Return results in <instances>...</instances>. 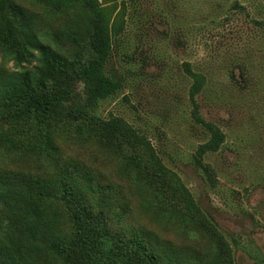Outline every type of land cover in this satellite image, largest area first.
Wrapping results in <instances>:
<instances>
[{"label":"trees","instance_id":"trees-1","mask_svg":"<svg viewBox=\"0 0 264 264\" xmlns=\"http://www.w3.org/2000/svg\"><path fill=\"white\" fill-rule=\"evenodd\" d=\"M41 15L61 23L44 31L36 23ZM146 21L138 0H1L0 151L34 160L41 171L0 166V264H233L229 245L212 227V255L191 260L162 254L149 231L117 219L122 214L112 212L107 185L59 153L62 139L112 149L125 172L159 193L167 207L203 222L147 137L123 117L96 113L99 102L124 88L123 77L109 66L114 55L136 62V50L123 44V35L130 23L144 28ZM184 70L194 98L206 77L190 63ZM198 121L210 137L193 158L214 184L201 159L217 152L225 135L214 123Z\"/></svg>","mask_w":264,"mask_h":264},{"label":"rangeland","instance_id":"rangeland-1","mask_svg":"<svg viewBox=\"0 0 264 264\" xmlns=\"http://www.w3.org/2000/svg\"><path fill=\"white\" fill-rule=\"evenodd\" d=\"M138 3L147 20L144 28L130 23L122 38L136 50V62L129 65L114 55L109 66L123 77L124 88L99 102L96 113L123 117L147 137L162 165L194 199L203 222L196 214L167 207L159 193L125 172L112 149L62 139L59 153L107 185L112 212L122 214L117 219L149 231L162 254L191 260L212 255V227L229 245L233 264H264V0ZM77 13L81 20L87 18ZM36 23L46 31L61 22L41 15ZM185 63L206 77L202 93L194 98ZM198 118L225 135L220 149L201 159L215 176L214 184L205 181L193 158L210 137ZM0 166L41 171L34 160L4 151Z\"/></svg>","mask_w":264,"mask_h":264}]
</instances>
